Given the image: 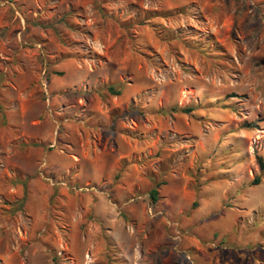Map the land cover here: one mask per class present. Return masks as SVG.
<instances>
[{"label": "rangeland", "instance_id": "obj_1", "mask_svg": "<svg viewBox=\"0 0 264 264\" xmlns=\"http://www.w3.org/2000/svg\"><path fill=\"white\" fill-rule=\"evenodd\" d=\"M258 157L264 0H0V264H264Z\"/></svg>", "mask_w": 264, "mask_h": 264}, {"label": "trees", "instance_id": "obj_2", "mask_svg": "<svg viewBox=\"0 0 264 264\" xmlns=\"http://www.w3.org/2000/svg\"><path fill=\"white\" fill-rule=\"evenodd\" d=\"M111 91H113V92L115 93V91H114L113 88H111ZM116 94H118V93H116ZM192 111H193L192 108H184V109H182V112H184V113H189V112H192ZM257 159H258V162H259V165H260L261 171H264V158H263V157H258ZM260 182H261V178H260V177H257V178H255V180L253 181V184H254V185H257V184H259ZM158 194H159V192H158V190H157V187H156V188H153V189L150 191V198H151V200H152L153 202H157V200H158Z\"/></svg>", "mask_w": 264, "mask_h": 264}]
</instances>
